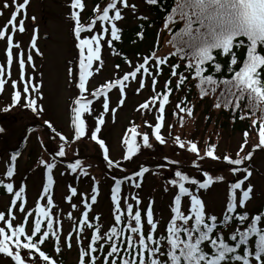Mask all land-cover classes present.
I'll return each mask as SVG.
<instances>
[{"label": "snow or ice", "instance_id": "1", "mask_svg": "<svg viewBox=\"0 0 264 264\" xmlns=\"http://www.w3.org/2000/svg\"><path fill=\"white\" fill-rule=\"evenodd\" d=\"M148 5L161 6L167 15L164 22V30L171 33V39L168 43L175 51L172 53L178 60L184 61L185 66L183 72H187L193 80H197L196 87L200 89L201 97L209 93L215 94L222 87L219 93V100L215 104L216 108L222 106L226 108H234L240 111V119L246 117L243 114L241 103L249 110L251 114L260 113V120H253V126L259 123L258 148H264V0H174V6L170 11L160 5V0H145ZM30 0H16L15 4L4 3L3 8L14 7L11 14L9 24L12 32L15 33L17 28V18L23 12V18L19 20V32L25 31L26 8ZM121 5L123 7H121ZM71 9L84 10L85 4L82 0H72ZM123 9L136 10V5H130L128 0H111L105 7H97L95 9L96 16L87 25L82 24L80 13L72 11L70 19L74 22L73 34L77 41L75 47L79 50L78 58V83L76 87L79 93L73 101L71 126L74 132L75 140L79 141L86 135L85 115L91 113V106L95 99L103 97L102 107L106 114L109 111L108 93L112 89H119L121 94L120 105H123V97L125 95V82L130 79L135 80L141 77L140 89H143L147 77H152V88L155 91L158 75L162 73L163 66L167 65V57L157 56L156 51L145 55L142 63H137L134 69L117 78L114 81L106 83L96 91H92L89 95L86 87L89 77L92 75L94 62L99 61L103 65L101 59L102 43L107 44L110 48L114 41H121L122 29L118 27V23L122 16ZM3 15V12H0ZM147 19V17H140ZM33 21L35 17H32ZM104 27H97V25ZM110 25V27H108ZM179 25V27H177ZM95 30L96 34H92ZM6 31H0V39L6 37ZM103 33V35L101 34ZM87 34V35H84ZM110 35V39L105 36ZM141 38L143 33H139ZM7 63L11 66L13 62V47H19L14 44L13 35H7ZM31 47L37 48L36 37L33 36ZM240 48L246 49V56L243 61L239 60L237 52ZM158 49V45H157ZM37 54L42 55L37 49ZM19 67L21 70V79H24L25 61L23 53L20 54ZM228 58L227 72L230 78L220 79L215 75L223 70V64L219 58ZM131 66V61H127ZM29 63L33 61L31 54L28 55ZM240 63V67L236 65ZM171 68V76L177 78L176 88L180 89L185 85L188 76L183 72L178 73L177 69L181 68L180 63L167 65ZM33 67L34 64H33ZM119 67V65H117ZM209 68L212 72L209 73ZM152 69H155L153 74ZM194 73V75H192ZM208 73V74H206ZM70 77L73 76V69H68ZM4 75V68L0 67V77ZM5 81L0 79V91L3 90ZM166 84H171V80ZM13 87H16L13 82ZM39 85H31L32 91L37 93V97H25L26 103L24 107L31 109L36 115H40L44 109L37 104L38 99H42ZM30 85L25 83L23 93H29ZM138 89L137 91H139ZM162 95L159 101L157 116L159 121L154 126L152 135L160 144L166 141L161 135L163 126L165 106L169 103V95ZM160 94L152 98L154 102ZM13 106L20 104L22 100L21 91H16L13 96ZM141 109H148L149 103L140 105ZM181 112H186L188 116L192 115L191 108H182L177 105ZM10 109L5 107L4 112ZM113 113L115 109L112 110ZM98 126L91 131L90 139L95 141L100 149L103 150V158L107 161L109 167L126 171L121 168L120 161L114 162L109 158V149L103 139L98 138L101 131L99 125H103L105 120L103 115L97 118ZM48 128L55 132L60 141L67 143V138L57 132L53 124L47 120L44 121ZM149 128L153 126L148 124ZM138 126L133 125L129 129L130 136H125L123 144L126 146V152L123 160H131L141 148L151 149L153 144L148 133L142 134V144L137 143V136L141 133L137 130ZM4 129L0 128V132ZM245 145L247 144L248 133L245 132ZM176 144L186 149L187 152L194 154L199 160L211 158L213 161L226 162L233 173H246L243 178L237 176L238 182L230 184V195L226 205V212L222 217L215 214H209L206 211V205L199 195L200 190H207L210 185L217 181H223L224 177L214 178L205 172L204 182L199 179L190 177L183 171H175L177 179L171 180L169 183L178 189V194L174 196V206L171 207L173 213L170 222L166 226V233L156 235L158 222L154 219V213L151 204L146 211V224L149 231H144V219L139 207L134 210L133 203L126 202V209L121 208L120 193L122 190V180H115V186L111 190V200L115 206V225L110 231L104 233L101 231L99 223H88V211L83 213V219L78 221L77 230L82 235L85 228L93 229L90 237V243L84 246L79 236L77 243L79 248V264H264V211L257 214H250L247 211V204L252 199L254 188L251 184L246 185V181L252 176V172L247 167H240L245 161L251 159L252 154L241 156L244 145L241 146L240 152L236 158L228 155L223 158L215 155L216 147L210 146L204 155L198 151L197 144L193 142H182L180 136L175 137ZM60 157L65 156V144L62 143L57 153ZM16 155L11 157L15 162ZM47 169V184L44 186V195L47 197L45 206L37 205L35 212L34 224L31 230L25 227L27 218L33 216V212H27L24 223L16 225L13 221L15 216L6 215L0 212V254L10 258L13 264H60V262L42 250V246L46 241L54 239V248L57 253L61 251V235L62 232L56 227V221L50 214L53 207V198L48 195L49 189L53 185L52 170L55 167L53 163L41 161ZM169 164H177L178 161L168 160ZM67 167L72 173H77L82 169V163L79 159L75 163H70ZM149 169L141 167L135 176H129L128 180L134 182L136 177H143ZM85 175L87 173H84ZM8 177L13 176V168L7 171ZM135 188L141 187L140 183H134ZM189 186H194V190ZM10 194L14 195L11 201L13 206H17V201L23 199L22 194L25 192L23 187L14 192L12 182L0 185ZM167 190V189H166ZM94 192L97 189H93ZM72 196L77 195L76 188H71ZM189 198L190 208L188 214L181 209L182 198ZM71 200V196L68 197ZM138 206L141 201L138 197H133ZM97 196H91L92 203H95ZM19 211L24 213L25 207L20 204ZM72 207H76L73 205ZM87 207V205H86ZM69 219H72L69 213ZM98 219V217H97ZM238 226L228 235L225 236V230L231 224ZM72 234L65 238L67 247L71 248ZM105 246L108 247L106 257L102 260L98 253H103ZM38 254V256H37ZM108 258H112L110 261Z\"/></svg>", "mask_w": 264, "mask_h": 264}, {"label": "rangeland", "instance_id": "2", "mask_svg": "<svg viewBox=\"0 0 264 264\" xmlns=\"http://www.w3.org/2000/svg\"><path fill=\"white\" fill-rule=\"evenodd\" d=\"M92 1L82 0L86 11H84L85 8L83 11L75 9V11L80 13L81 22L84 25H87L86 13L89 11L96 13L93 9ZM20 2H23V0H20ZM4 3L15 4L12 0H0V12H3V15H0V31L7 30L6 37L7 35H13L14 44H19V47H13V62L9 66L7 63V39L6 37L0 39V67L4 68V75L0 79L5 81L3 90L0 91V128L4 129L3 132H0V185L12 182L14 192L18 191L20 187H23L25 192L22 194L23 199L17 201V206H13L11 201L15 198L14 195L0 187L2 194L0 195V212H3L6 217L9 215L15 216L16 219L13 223L16 225L24 223L27 212H33V216L28 217V222L25 224V227L31 230V226L34 224V210L36 206H45L47 199L44 195V186L47 184L45 176L47 177L48 172H46L47 169L41 161L55 164L51 173L53 185L49 189L48 195H51L53 198V207L50 214L56 221L57 229L62 232L61 251L59 253L55 251L54 239L46 241L45 245L42 246V250H48L54 258L58 259L61 255H64L68 264H79L80 245L77 243V237L79 236L83 245L87 246V236L92 234V232L91 229L85 228L81 235L77 230L78 221L83 219V213L88 211V223H97L98 217L101 219L100 221L103 223L105 229L111 228L115 222L114 204L111 200V190L115 186V182L114 180L111 181L108 176L109 174L104 171L103 165L106 164L101 163L104 159L102 156L103 150L99 148L95 141L90 139L91 133H86L84 137L77 141L75 140L71 126L73 101L79 93V89L76 87L78 83L77 72L79 71L77 60L79 57L76 58V48L74 46L76 44L73 34L74 22L70 19V13L73 11L70 7L71 2L70 0H30L25 10V31L23 33H20L18 30L19 20L23 18V12L17 18V30L13 33L9 21L14 7L5 9L3 8ZM128 3L136 5V10L123 9V19L117 22L118 25H126L130 21L135 22V19L143 12L145 0H128ZM121 7L123 6L121 5ZM32 17H35L34 21ZM97 27L102 28L104 26L98 24ZM93 34H95V30ZM33 36L36 37V49L31 47ZM105 39H109V37L105 36ZM102 44L101 59L104 63L101 66L99 61L94 62L91 70L92 75L89 77L86 85L88 88L86 95L98 90L108 82L122 78L124 74L132 71L137 63H142L143 61H133L131 62V66L129 63H126L123 69L118 71L114 64V56L108 45ZM37 49L42 55L39 56L37 54ZM170 51V48L165 43L162 46V51L157 56L163 57ZM21 52L25 61L24 77L27 78L26 82H32V85L42 83L40 92L43 98L37 100V104L44 109L40 115H36L31 112V109L24 107L26 103L25 97L30 95L36 98L37 93L32 91L31 87L29 88V93H23L25 83H22L20 79L21 70L19 67ZM29 54L33 57L31 63L27 60ZM33 64L35 67H33ZM69 68L73 69L72 77L68 74ZM140 80L141 77L138 76L135 80L130 79V81L125 82L123 105L119 103L122 97L119 89L116 88L108 93L109 111L106 114L103 112L102 107L103 97L95 99L91 108L93 106L97 107H94L95 110H91L90 114H86V117L88 116L87 119L103 115L105 123L99 125L101 131L97 134L98 138L105 141L109 149V158L114 162L120 161L121 168L126 169V171H121L107 165L105 167L110 172L125 177L128 174H133L132 172L134 171H138L143 167L142 165L152 166L154 164L153 161L156 159L152 155L157 157L168 156L176 160L188 158L190 160L184 162L178 161L180 164L188 166V169L185 170L190 171L191 176L197 177L200 170L206 169L213 170L209 175L214 180L219 176L224 177L222 182L217 181L210 185L207 190H200L199 192L206 205L207 213L222 217L226 212V205L229 200V186L237 180L234 179V176L237 175L243 178L246 173L234 174L230 169H225L227 166L226 162L213 161L211 158H205L204 160L195 158L196 161L192 162L193 156L186 149H182L176 144L175 137L180 136L181 141L185 143L198 142L201 147V150H199L201 155H204L207 149L214 145L216 147L215 155L221 158L225 155L236 158L242 145H244V148L243 152H240L241 156L249 153L252 154L256 151L255 143L256 140L259 143V137L253 134L247 138L248 142L245 145V138L240 134L220 132L215 129L214 125L204 128L206 124V117H204L202 109L204 106L196 105L193 117H185L178 113L174 99L168 106L166 105L165 112L163 113L164 121L161 135L164 137L166 143L160 144L162 147H157L158 144L156 143L159 142L155 140L152 133L154 126L159 122L157 116L160 115L158 112L160 100L157 98L152 102V98L157 96L162 83L153 91L151 76L147 77L143 89H140ZM13 82H15L16 87H13ZM138 89L140 90L137 91ZM16 91H21L22 100L20 104L13 106L12 98ZM89 98H91L90 95ZM144 103H149L148 109L140 108V105ZM5 107H8L10 110L4 112L3 109ZM113 109H115L114 113ZM172 112L173 118L171 117ZM45 120L51 122L56 131L67 138V143L61 141L65 144V156L61 158H67V160L82 159V169L78 170L77 173H72L67 165L65 166L60 162H56L51 157L49 153L50 143H52L56 154L62 143L58 140L59 137L56 136L52 129V133L48 135L43 127V124L47 125L44 123ZM96 124L98 126V122ZM148 124H151L153 127L149 128ZM133 125L138 126L137 130L141 133V135L137 136V143L142 144V134L148 133L153 148L147 149L142 147L140 158L134 157L131 160L125 161L123 160V156L126 152V146L123 144V140L125 136H130L129 129ZM30 130L31 133L28 139L22 145V140ZM263 150L261 149L260 152L254 154L253 160L250 163L245 161V164L240 166L247 167L252 172V176L245 182L246 185L251 184L254 188L252 199L247 204V211L264 206ZM13 153L17 155L15 161L16 171L14 170L15 172L12 177H8L7 171L13 162L11 160ZM151 158L153 159L152 161L150 160ZM84 173L87 174L85 175ZM166 173V171L152 166L142 178L136 177V183L143 180L140 183L141 187L139 189L131 188V191L128 192L130 194L126 196L127 192H124V190L127 191L126 185L120 193L122 209H125L126 202L133 203L135 207L142 208L148 204L153 205V212L159 219L158 227L160 231H163L165 226L170 222L173 215L171 207L174 206V196L178 193L176 187L164 181L163 176ZM205 178L202 177L200 179L202 180L201 182H204ZM189 187L194 190V186ZM71 188H76L77 195L72 196ZM93 189H97V191L94 192ZM93 194L97 196L95 203L91 201ZM69 196H71V200L68 199ZM133 197H139L141 203L138 206L135 200L132 199ZM20 204H23L25 207L24 213L19 211L18 206ZM73 205L76 207H72ZM189 207V198H182V211L188 213ZM69 213H71L72 219L68 218ZM70 233L72 234L71 248L67 247L65 243V238ZM0 264H13V262H11L10 258L0 254Z\"/></svg>", "mask_w": 264, "mask_h": 264}, {"label": "trees", "instance_id": "3", "mask_svg": "<svg viewBox=\"0 0 264 264\" xmlns=\"http://www.w3.org/2000/svg\"><path fill=\"white\" fill-rule=\"evenodd\" d=\"M110 1L111 0H93L92 6L94 7V9H96L98 6L102 8V7H105ZM160 5H162L163 8H166L170 11L171 7L174 6V0H160ZM143 12H141V14H139V17L135 19V22L130 21L126 25H118V27H120L122 29L121 41H114L113 46L111 48L108 46V48L112 52V55L114 56V64H115L116 69L118 71L123 69V67L127 63L125 58H127V61L133 62V61H137V60H143L142 58L145 55L150 54L152 51H156L157 54L160 53V51H162L163 44L166 43L171 50L170 52L166 53L163 56V57L168 58L167 65H174L176 63H180L181 68L177 69V72L178 73L183 72L185 62L178 60L175 56L172 55V53L175 51V49L172 48L171 45L168 43V41L171 39L172 34L168 33L166 30H164V27H163L167 13L164 10H162L161 6H159V5L158 6H151V5H148L146 2H145V6L143 7ZM95 15H96V13H94V15H93V13L91 11H89L86 13L85 17L87 18V21H90L92 18L95 17ZM140 17H147V19H141ZM177 27H179V25ZM141 32L143 33L142 38L139 35V33H141ZM101 34L103 35V33H101ZM107 36L110 39V35H107ZM157 45H158V49H157ZM102 47H103V44H102ZM235 51L237 52L239 60L243 61V59L246 56V49L240 48V49L235 50ZM219 59H220V62L223 64L224 67H223V70L221 72L216 73L215 75L217 76V78H220V79L230 78V75L227 72L228 63H229L228 58L223 57V58H219ZM117 65H119V67H117ZM167 65L163 66V71L161 74L158 75L157 83L155 86V88H156L162 83L161 89L159 90V94H160V96L158 97L159 100L162 99L163 94H167L168 90L171 89V93L169 95V103H167V106L172 102V100L175 99L176 107L179 104L180 107H182V108H191L192 109V115L191 116H188L186 114V112H181L178 108L177 111L179 114L184 115L185 117H193V114L195 113L196 105L199 104L201 107L204 106V107H202V109L204 111V117H206V124L204 125V128H208L209 126L214 125L215 129L220 131V132H231L232 134H240L244 138H245V135H244L245 132L248 133L247 138L252 136L253 134H256V136H258L259 123H257L255 126H253V120L259 121L260 116H261L260 113L251 114L249 112V110L244 107V104L242 102L241 108L243 109V114L248 118L241 120L239 118L240 114H241L240 111H238L234 108L230 109V108H226L224 106H222L221 108H216L215 104L219 100V93L222 90L223 86H221V88L218 89L215 94L209 93L208 95L201 97L200 89L198 87H196L198 81L193 80L187 72H183V74L185 76H188V79L186 80L185 85L182 86L180 89H177L176 88V84L178 82L177 78L171 76V68L168 67ZM240 66H241L240 63H238L236 65L237 68H239ZM153 71H155V69H152V72ZM208 71L210 73V72H212V69L209 68ZM153 74H156V73L153 72ZM206 74H208V73H206ZM192 75H194V73ZM169 80H171V84H166V82ZM96 109H99V108H96ZM92 110H95V108L93 107ZM216 112H217V114H216ZM171 117L173 118V112L171 114ZM87 118H88V116L86 117V115H85L86 133H88V132L91 133V131H94L95 127H97L96 122H98V120H97L98 117L96 118V116H95L92 119H87ZM87 125H88V128H87ZM193 143L197 144L198 151L201 150V147L198 144V142H193ZM156 144H158L157 147H162V146H160V143H156ZM256 145H258L257 140L255 143V146ZM5 147H6V145H5ZM261 149L262 148L256 147V151H254L252 153L251 159L254 157L253 155L256 154L257 152H260ZM141 152H142V150L139 153H137L134 157L140 158V156L142 155ZM190 154L193 156L192 162H194V160L196 161L195 158H197V157L192 153H190ZM152 157L156 158L155 161H153L154 163L162 164L161 165L162 168H159V170L162 169V170L167 172L165 174V176H163L165 182L169 183L171 180L176 179L175 171H183L185 174L189 175L190 177H193V178H196L199 180L202 177L203 178L205 177L203 175L204 173L201 171L199 172L197 177L191 176L189 173L190 171L185 170V169H188L187 168L188 166L179 163L178 160H180V159L176 160L174 158H169L168 156L157 157V156L152 155ZM78 159L82 162L81 158H78ZM251 159H250V161H251ZM150 160L152 161L153 159L151 158ZM168 160H175V161H178V163L177 164H169ZM187 160H190V159H188V158L182 159V160H180V162H184ZM101 163L106 164L108 166L106 161L101 162ZM139 164H137V165H139ZM226 167H227V169H230V168L235 167V166L227 165ZM104 171H106L109 174L108 176H109L111 181L115 179V177H113L109 171H107L105 169H104ZM115 171L117 172V170H115ZM209 172H211V171L209 170L207 173L209 174ZM127 180H128V178H127ZM200 181H202V180H200ZM134 183H136V182L135 181L134 182L128 181V183L126 184L127 186L125 188L127 189V191L124 190V192H127L126 196H128L130 194L128 192L131 191V188L137 189V188H135ZM137 183H139V182H137ZM0 195H2L1 192H0ZM148 206H149V204L144 206L143 208L139 207V209L142 212V217L144 219V224H145L144 231H145V233H147L149 231V226H147V224H146V211L148 209ZM189 208H188V210H189ZM125 209H126V207H125ZM135 209H136V207L134 206V210ZM152 210H153V207H152ZM113 211H115V206L113 207ZM262 211H264V206L256 207L252 211H249V213L254 215V214L260 213ZM114 214H115V212H114ZM185 214H188V213H185ZM154 215H155L154 219L159 224V219L157 218L156 214H154ZM100 220L101 219L98 218V221H96V222L101 225V231L104 233L110 231L111 228L109 227L108 229H105L103 226V223ZM2 224H3V222H0V225H2ZM113 226H117V225H115V222L113 223V225L111 227H113ZM237 226L238 225L235 223L231 224L229 226V228L225 230V233H224L225 236H228L234 230V228ZM117 227H119V226H117ZM93 231L94 230L91 229L92 233H93ZM165 233H166V226H165V229L163 231H160L159 227L157 228V232H156L157 236H159L160 234H165ZM91 235L92 234H89V236H87V243L88 244L90 243ZM108 250H109L108 247L105 246L104 252L97 254L98 256H100L101 260L104 257H106ZM45 252L47 254H49L51 257H53L49 253L48 250ZM37 256H38V254H37ZM55 259H57L60 262V264H68L66 258H64V255H61L59 257V259L55 257ZM108 259L110 261L112 258H108Z\"/></svg>", "mask_w": 264, "mask_h": 264}, {"label": "water", "instance_id": "4", "mask_svg": "<svg viewBox=\"0 0 264 264\" xmlns=\"http://www.w3.org/2000/svg\"><path fill=\"white\" fill-rule=\"evenodd\" d=\"M48 131H49V130H48ZM48 133H50V131H49ZM28 136H29V133H28L27 137H28ZM27 137H26V138H27ZM25 140H26V139H25ZM50 147H51V145H50ZM149 167H152V166H149Z\"/></svg>", "mask_w": 264, "mask_h": 264}]
</instances>
